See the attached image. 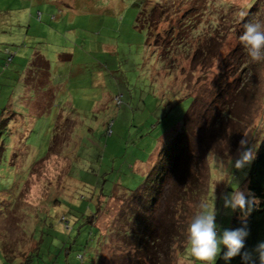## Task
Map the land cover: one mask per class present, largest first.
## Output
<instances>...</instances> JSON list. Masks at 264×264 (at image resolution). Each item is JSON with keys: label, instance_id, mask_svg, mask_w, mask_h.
I'll list each match as a JSON object with an SVG mask.
<instances>
[{"label": "rangeland", "instance_id": "rangeland-1", "mask_svg": "<svg viewBox=\"0 0 264 264\" xmlns=\"http://www.w3.org/2000/svg\"><path fill=\"white\" fill-rule=\"evenodd\" d=\"M256 20L264 22V0H0L2 109L13 89H26L20 103L11 99L26 111L17 123L26 144L3 149L0 158L16 159L13 175L27 186L18 199L24 192L13 188L11 164H2L0 264H200L185 250L188 220L206 201L220 228L229 227L234 210L223 196L247 194L264 139V60L251 61L239 42L244 25ZM36 45L56 58L47 71L57 69L56 80L64 81L71 70L69 82L86 87L89 102L75 101L59 118L51 111L57 97L45 106L39 94L47 97L49 88L36 92L45 79L30 75V63L17 70L15 56L9 67L2 64L6 49L24 54ZM3 127L5 148L14 132L13 124ZM165 134L151 168L137 169L134 157L146 158ZM167 151L174 155L164 160L168 173L150 208L147 188ZM245 151L252 158L236 167ZM164 225L174 231L167 254L165 241L139 238L156 231L151 241L156 234L167 239Z\"/></svg>", "mask_w": 264, "mask_h": 264}, {"label": "clouds", "instance_id": "clouds-1", "mask_svg": "<svg viewBox=\"0 0 264 264\" xmlns=\"http://www.w3.org/2000/svg\"><path fill=\"white\" fill-rule=\"evenodd\" d=\"M239 42L251 61L264 60V22H247L239 35ZM252 155L251 151H245L241 158L236 160V167H240L241 160H250ZM255 202V197H246L239 190H233L223 196L224 207L239 209L242 216L252 210ZM198 208L199 211L191 216L184 228L185 250L190 257L200 264H215L219 254L225 264H228L232 257L239 255L242 264H257V261L264 264V242L258 243L252 250L256 253L255 258L252 252L245 249V238L248 235L246 226L221 229L216 222L214 208L206 201H201Z\"/></svg>", "mask_w": 264, "mask_h": 264}, {"label": "crops", "instance_id": "crops-1", "mask_svg": "<svg viewBox=\"0 0 264 264\" xmlns=\"http://www.w3.org/2000/svg\"><path fill=\"white\" fill-rule=\"evenodd\" d=\"M41 19H43V13L41 14ZM46 19H47V17H46ZM46 19H45V21H46ZM39 22H42V21H38L36 23L38 24ZM46 23H47V21H46ZM39 27H42V26H40V24H39ZM37 48H38V45H36L35 48L30 49L29 52L24 53V54L18 53L16 51H11V49L8 48L11 51L13 57H12L11 61L6 62L8 52H10L8 49H6L7 53L4 52L5 58L3 59L2 64L5 65L6 67L7 66L9 67L11 62H13L15 56L18 58V60L16 59V62H15V67L17 70L21 69L24 66H27L30 63V66H31V71H30L31 74L30 75L42 77L45 79L44 85H42L40 82L36 83V85H37L36 86L37 88H35L36 92L38 93V90L43 88V86H45V88H49L50 91L48 92L49 95L47 97H44L43 95L39 94V96L43 99V104L45 106H49L51 104V101L49 102V100L52 99V97H53V101H55L56 97H57L58 103L56 104V106L58 108H55V110H54V108H52L51 111L54 112V115L56 114L55 116H59V118H62L63 116L68 115L70 113V110H72L70 108L71 107L75 108L76 102H79V101H81L83 103L89 102L91 99H89L86 96L87 93H85L87 91V88L84 86L77 87L75 84H72L69 82L70 77L72 75L71 70L69 71L68 74H66V72H64L65 75H67V78H68L67 80L65 79L64 81H62L64 78L62 80H59V79L56 80L57 76L62 78V76L59 75V72L57 71V69L53 70L51 67H49L50 71L49 70L47 71V67L49 66L48 62L51 61V64H52L56 59L54 57V54L51 53L49 56H46L48 58V59H46L45 55L43 53H41L40 50L38 51ZM0 60H2V58H0ZM15 67L12 66L11 68H15ZM5 73H6L5 71L0 72V74H1L0 79H1V77H4L3 74H5ZM78 73H79V71H78ZM4 84H5V81L3 83L0 82V85H4ZM34 85H35V83L33 84V86ZM15 86H17V87L19 86L17 82L15 83L14 87ZM13 90L10 93V97H9L8 104H7L6 108L3 110L2 106L0 105V110H1V112H0V126L4 125L3 128L7 129L10 126L12 127V124H13V127L11 128L10 131H11V133L14 132L12 135V138H13L12 142L10 141L11 143L5 144V148H3L4 147L3 141L0 143V157H1V154H3V152H1V151H3V149H6L7 151L8 150L12 151L14 149H17L18 146H22V145L26 144L24 134L21 133L23 126H21V128L17 126L18 119H21L23 117V114L26 115V111L24 109H22L20 106H18V103L17 104L13 103L11 100L13 97H15L16 102L20 103V101H22V99H23V96L25 95L26 89L25 90H19V95H16ZM56 90L60 93V95H59V93H57ZM55 93L57 94V96L54 95ZM112 98H113V96H112ZM59 99H61V100H59ZM22 121H23V118H22ZM168 138L169 137L166 136V134H165L163 137V141H161L162 145H160L161 143L159 144V141H156L155 142L156 146L154 145L155 147L149 153L148 156L146 155V158L145 157H143V158L134 157V161H133L134 166L137 169H139V166H140V170L143 171V166L145 165L144 170L148 171L153 164V160L155 158L154 155L156 154L157 150L166 144V140ZM159 140H160V138H159ZM10 151H8V152H10ZM48 154H49V150L46 151V153H45L44 165L41 164V166H40L41 170H43V173H44V171H46V169L48 167V164L45 163V157ZM10 155H12V154H10ZM37 160H38V158L36 159V161ZM4 162H5V165L11 164L8 171H12V173L9 172V174L13 175V173H14L13 164L16 165V159L15 158L13 160L10 159V161H9L8 158L4 159V160L0 158V170H1L0 174H2L4 172V170L1 169L2 164H4ZM5 170H6V168H5ZM68 172H69V169H68ZM26 175H28V174H26ZM19 176H21V175H19ZM31 176H33V174H31ZM45 176H47V175H45ZM40 177H42V178H40V179L36 178V181L42 180V181H40L41 185L34 186V187H36V189H34V191L37 194V196L39 195V193L41 194L43 191V188H42L43 183L42 182L44 181V178H43L42 174L40 175ZM34 178L35 177H33V178L30 177V183H31V180ZM13 179H14V181L12 180L14 183L13 188H19V189H21L20 192L21 191H22V193L24 192L22 194V197H18V199L25 197L24 196L26 193L25 189H27V186H26V184H24V185L22 184V186H21V182L23 179L22 178L19 179L17 174L13 175ZM63 179L64 178H61V180L59 182H58V180H53V181L58 182L57 186H59L62 183ZM17 180H19V181H17ZM47 180H50V178ZM48 183H50V181H48ZM39 190H41V191H39ZM33 196H35V195L33 194ZM40 198H41V196L38 199H40ZM197 263L198 262H195L194 264H197Z\"/></svg>", "mask_w": 264, "mask_h": 264}, {"label": "trees", "instance_id": "trees-1", "mask_svg": "<svg viewBox=\"0 0 264 264\" xmlns=\"http://www.w3.org/2000/svg\"><path fill=\"white\" fill-rule=\"evenodd\" d=\"M53 18H56V16L54 15ZM146 41H147L148 44H150V46L153 45V43L150 41V36L148 34L146 36ZM9 53H11V52H8V55H9ZM12 57H13V55H12ZM160 59L163 62H165V60H163L162 58H160ZM192 100H193V98H192ZM183 120L189 121L188 119H185V118H183ZM109 122H111V121H109ZM109 122H108V124H109ZM64 123L66 124V122H64ZM108 124H107V126H108ZM173 144H175V141H173L171 143V145L167 146L169 148V150H170V148L173 149V146H174ZM48 150H49V153H50V151L53 150V146L52 145L49 146ZM172 155H174V153H172L170 151H167L165 154L163 153L161 155V160L160 161H162L163 164L159 165V166L157 165L156 168H157L158 171L155 174L156 178L153 180L154 181V185L150 189H149V187L147 188V196L152 197V195H153V197L149 201V205H150L149 207L150 208L153 205V201L158 196V193H162L161 192V187L163 185L162 181H163V179H165L166 174L168 173L167 168L164 167L165 161H168L169 158ZM176 160H175V162H176ZM167 167H168V165H167ZM197 173H198L197 169H194V171L192 172V174L190 173V175L194 179H196L195 177L197 176ZM155 184H156V186H155ZM245 196L246 197L252 196V197L256 198V202L254 204V207L252 208V210L250 212L247 213V215H243V216H242L241 211L239 209L234 210V216L232 217L228 228H236V227L246 226V228L248 230V235L245 238V249H247L248 251L252 252V256H253V258H255L256 257V253L253 252L252 250L255 248V246L258 243L264 242V139H263L262 143L260 144V146H259V148H258V150L256 152V155L253 158V160L251 162V165L249 167L248 175H247V194ZM86 221H88V220H86ZM90 221L92 222L91 219H90ZM165 226L166 225H164V229L166 230L167 228H165ZM145 231H146V229L143 226V232H145ZM155 232L150 231L149 232V234H150L149 236L150 237H148V238H145V234L144 233L140 234V237H139V233L138 232H136V233L134 232V234L132 233V238H131L132 244H134L135 246L139 245L140 244L139 240L142 239L143 237H144V239H147L150 242V243L148 242V244L153 243V241L156 244H158V243H160V240H161L162 242L165 241L164 245L169 244V245H167L166 248L162 249L165 252V254L169 253V247L168 246H171L170 238L174 236V233H172V232H174L173 231V227L171 226V228L169 230H166V233L169 235L168 238L166 237L167 239H163V237L160 239L158 237V235L156 234L154 239L151 241V239H149V238H152L151 236ZM147 240H146V242H147ZM172 243H173V241H172ZM5 256L9 260L11 259L10 255L5 254ZM152 256H153V258H157V263H158L159 262L158 255H155L154 253H151L148 256V259L150 261L153 259ZM28 261H29V258H25L24 260H22L20 262V264H29ZM155 262H156V260H155ZM215 264H225V261L222 258H220L219 254H218V256H217V258L215 260ZM228 264H242L240 256L237 255L235 257H232L230 259V261L228 262ZM257 264H259L258 261H257Z\"/></svg>", "mask_w": 264, "mask_h": 264}, {"label": "built area", "instance_id": "built-area-1", "mask_svg": "<svg viewBox=\"0 0 264 264\" xmlns=\"http://www.w3.org/2000/svg\"><path fill=\"white\" fill-rule=\"evenodd\" d=\"M38 17H39V15H38ZM53 17H54V15L52 16V18ZM11 58H12V54L9 53L8 57L6 58V62H9L11 60ZM114 99L116 100L117 103L119 102L118 96H115ZM106 133L107 134L111 133L110 122H109V124H108V126L106 128Z\"/></svg>", "mask_w": 264, "mask_h": 264}]
</instances>
